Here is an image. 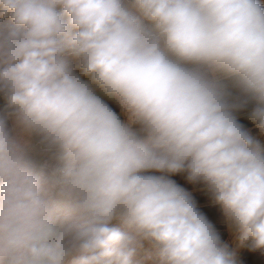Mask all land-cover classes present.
Here are the masks:
<instances>
[{
	"label": "clouds",
	"instance_id": "obj_1",
	"mask_svg": "<svg viewBox=\"0 0 264 264\" xmlns=\"http://www.w3.org/2000/svg\"><path fill=\"white\" fill-rule=\"evenodd\" d=\"M260 136L264 0H0V264L264 256Z\"/></svg>",
	"mask_w": 264,
	"mask_h": 264
},
{
	"label": "crops",
	"instance_id": "obj_2",
	"mask_svg": "<svg viewBox=\"0 0 264 264\" xmlns=\"http://www.w3.org/2000/svg\"><path fill=\"white\" fill-rule=\"evenodd\" d=\"M249 127L254 129V125L250 121H244ZM255 131V129H254ZM262 142H264V136H260ZM178 179V178H177ZM208 215L216 220L217 226L224 234V238L228 240L230 245L236 249L241 264H264V256L257 253L249 252L246 248L240 246L238 239L226 230L225 225L222 222V217L212 209L206 210Z\"/></svg>",
	"mask_w": 264,
	"mask_h": 264
}]
</instances>
